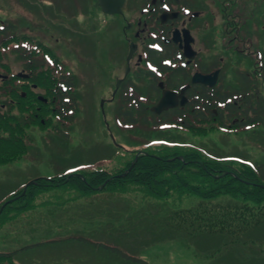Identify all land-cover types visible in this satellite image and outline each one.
I'll use <instances>...</instances> for the list:
<instances>
[{"label": "rangeland", "instance_id": "374dc122", "mask_svg": "<svg viewBox=\"0 0 264 264\" xmlns=\"http://www.w3.org/2000/svg\"><path fill=\"white\" fill-rule=\"evenodd\" d=\"M54 1L56 5L50 7L47 0H0V26L5 24L3 18H9L23 34L24 27L29 25L32 33L28 34L59 56L68 69L66 74L73 76L75 83L70 94L74 98L70 107L73 123L58 117H48L45 124L32 119L24 129L27 152L4 163L18 152L0 150V205L16 193L26 192L25 185L37 178L76 173L78 169L123 171L140 152L161 146V140H173L186 151L207 147L224 154L242 155L250 161H264V126L227 130L217 121L195 124L190 129L154 126L151 117H143L147 114L143 108L139 113L136 105H128L124 97L107 101L116 78L123 74L126 44L118 42L119 36L113 35L111 39L103 33L101 17H97L98 9H91L92 3ZM80 5L89 15L79 13ZM62 6L64 13L59 16L58 8ZM95 16L96 20L91 18ZM61 21L69 26L63 43L68 47L64 50L57 34ZM3 41L0 38V48ZM7 46L2 54L17 50L19 44L11 42ZM7 59L8 63L9 59L15 60L13 56ZM12 65L17 70L21 66ZM57 73L54 71L55 76ZM135 84L141 92L142 86ZM128 88L122 92L131 94L133 90ZM150 91L144 88L141 93ZM101 99L106 100L102 105ZM143 103L148 109L152 105L145 100ZM123 112H128V118L120 115ZM56 126L60 128L57 132ZM69 189L40 193L38 190L29 207L19 212L15 211L19 206L13 205L19 204L17 200L4 206L0 212V252L33 246L16 255V264H123L115 253L98 246L114 247L121 252L126 247L127 254L146 264H264V225L238 240L207 233L191 239L183 237L184 233L172 226L170 216L198 204L199 199L194 196L176 195L160 201L137 190L84 196Z\"/></svg>", "mask_w": 264, "mask_h": 264}, {"label": "flooded vegetation", "instance_id": "af4514ba", "mask_svg": "<svg viewBox=\"0 0 264 264\" xmlns=\"http://www.w3.org/2000/svg\"><path fill=\"white\" fill-rule=\"evenodd\" d=\"M83 2L92 3L91 9H98L97 17H101V30L106 36L111 39L113 35L119 36L118 42L126 44L125 68L122 76L116 78L109 100L122 96L125 101L145 100L155 104L164 92H172L178 102L172 110H186L191 123L200 111L208 120L209 112L219 117L225 108L231 110L227 104L241 113L247 108V102L264 103V0ZM82 6L79 13L89 15L87 9L82 11ZM60 13H64L63 7ZM91 18L96 20V16ZM58 26L59 46L64 50L68 47L63 43L69 26L62 21ZM130 50L133 54L126 62ZM116 52L121 54L118 47ZM26 67L11 68L12 98L7 104L0 102V113L8 108L13 118H28L33 114L32 117L44 124L43 107L51 102L57 104L58 114L63 115L65 102L74 99L73 96L65 98V94H72L75 86L73 78L72 81L65 79L63 63L51 86L48 80H42L39 68L34 69V74ZM103 71L107 73L106 69ZM198 79L212 85L194 82ZM135 82L141 86L145 82L141 89L151 91L141 93ZM126 88L133 90L132 93L122 92ZM182 88L185 89L181 91ZM179 96L184 99L182 106ZM25 111L27 114H23Z\"/></svg>", "mask_w": 264, "mask_h": 264}, {"label": "trees", "instance_id": "16d2710c", "mask_svg": "<svg viewBox=\"0 0 264 264\" xmlns=\"http://www.w3.org/2000/svg\"><path fill=\"white\" fill-rule=\"evenodd\" d=\"M2 22L5 24L0 26V38H3L2 43L5 44L0 48V61H4L13 52L16 60L27 65L28 70L36 74L34 69L39 68V73L43 76L42 80H48V85H50V80L56 77L54 74L56 68L44 64L43 58L38 59V55L40 52H42L41 56L48 55L53 59L54 64H57L58 58L50 50L43 49L44 46L39 40L30 38L24 31L21 34L9 18H3ZM11 42L19 44L18 49H9L8 54L6 52L2 54L1 50L6 47L8 50L7 45ZM3 67L7 66L3 65ZM11 81L12 78L5 81L0 89L1 96L5 99H8L11 94ZM229 106L231 110L225 108L226 115L220 114L219 118L209 112L210 120H207L204 113L200 111L197 116H193L192 123L203 124L216 120L222 125L221 127H226L230 120L223 115H235L233 123L230 122L231 129L242 130L264 126L263 102L257 101L255 104L247 102V108L241 113L237 111L238 109L232 108V104L226 105V107ZM145 108L147 114L143 117L145 119L151 117L154 126L186 128L189 123L192 124L186 110H170L156 116L149 113L147 107ZM70 110L73 108H66L67 113ZM66 112L63 120L72 123L73 116ZM49 113L50 109L45 111L46 115ZM32 115L29 120L25 117L15 120L9 113L0 115V150L18 152L2 162L14 161L19 155L27 152L28 138L25 137L24 129L33 121ZM54 116H58L57 110ZM9 120H12V123ZM16 133L22 135L14 136ZM160 142L161 146L152 151H143L144 153H141L136 161L126 164V169L123 171L112 173L107 168L78 169L75 170L76 173L63 172L52 178H38L37 184L28 187L24 196H20L22 192L13 195L14 197L19 196L17 200L19 204H13L19 206L15 211L26 210L33 200L34 192L38 190L40 193L61 188L70 190L71 188L84 196L96 192L114 194L118 191L137 190L146 197L160 201L170 200L176 195L198 198L199 203L194 207L174 211L170 216L169 221L172 226L177 231H182L185 238L191 239L196 235L207 233L224 234L229 236L227 237L229 239L238 240L237 238L240 239L241 236L246 237L249 231L264 225V161H250L242 155L224 154L207 147H195L186 151L183 149L184 146L173 140H161ZM2 145L8 146L3 147ZM7 147L9 151L6 150ZM132 164L131 170L121 177ZM9 205L11 203L5 207ZM98 247L100 250L115 253L123 264H146L145 261L127 254L126 247L121 248L123 252L114 247ZM31 248L33 246L25 247L21 251L0 252V264H16V255Z\"/></svg>", "mask_w": 264, "mask_h": 264}, {"label": "water", "instance_id": "95a60500", "mask_svg": "<svg viewBox=\"0 0 264 264\" xmlns=\"http://www.w3.org/2000/svg\"><path fill=\"white\" fill-rule=\"evenodd\" d=\"M175 104H176L175 103V97H173L172 94L164 93V95H163L162 99L160 100V102L154 108H152V110L155 113H160L163 110H166L168 108L174 107ZM31 183H29L28 185H30Z\"/></svg>", "mask_w": 264, "mask_h": 264}]
</instances>
